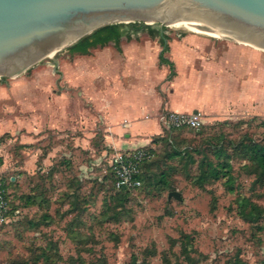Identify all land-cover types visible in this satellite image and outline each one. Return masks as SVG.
<instances>
[{
	"label": "rangeland",
	"instance_id": "obj_1",
	"mask_svg": "<svg viewBox=\"0 0 264 264\" xmlns=\"http://www.w3.org/2000/svg\"><path fill=\"white\" fill-rule=\"evenodd\" d=\"M152 25L168 36L169 45L203 44L223 52L246 46L249 51L234 48L240 57L255 51L256 69L264 70L261 48L181 25ZM128 42L148 43L152 53L160 46L158 36L146 31L121 39ZM103 51L121 59L112 43L87 54L64 47L17 75H0V163L10 198L21 208L16 221L0 225V264H231L236 255L260 263L264 176L246 145L264 144V85L252 106L204 118L199 132L161 123L160 133L149 136L154 157L144 169V183L121 192L112 185L108 158L115 151L109 138H124L110 127L123 121L107 123L104 105L88 90L94 84L100 101L105 99L110 84L95 71ZM134 65L115 73L125 70L126 85L137 80ZM156 68L153 85L166 97ZM216 148L232 165V191L224 176L204 169L216 159ZM172 151L181 154L170 156ZM161 171L166 184L158 182ZM171 190L181 198H168ZM241 197L258 205L251 217L240 213Z\"/></svg>",
	"mask_w": 264,
	"mask_h": 264
},
{
	"label": "crops",
	"instance_id": "obj_2",
	"mask_svg": "<svg viewBox=\"0 0 264 264\" xmlns=\"http://www.w3.org/2000/svg\"><path fill=\"white\" fill-rule=\"evenodd\" d=\"M113 47L121 59L112 58L110 51H103L98 55V64L95 65V71L102 72L105 82L110 84L104 92L105 99L100 101L94 84L88 90L95 101L104 105L107 123L123 121V125L110 127L112 131L124 134V138H109L115 149L145 145L150 141L149 136L160 133L162 125L159 113L162 109L202 110L207 114L205 118L209 119L214 116L218 118V115L226 117L231 114L230 111L250 107L256 98H261L264 70L261 72L256 69L255 51L240 57L234 48L245 49L246 46L234 45L223 52L214 46L206 48L203 44H198V47L178 42L168 44L164 55L173 61L175 70L170 78L167 77L169 66L158 62L161 45L154 53L148 43L128 42L120 43V49ZM204 50L208 53H202ZM148 57L150 61H147ZM133 63L132 76L137 77V80L126 85L125 70H121L122 73L118 75L115 73L120 72V66L127 64V67H131ZM155 66H159L157 75L166 81L163 83L167 89L166 97L157 94L153 85L155 82L151 73ZM45 155L47 153L42 157ZM2 167L0 163V178L3 180Z\"/></svg>",
	"mask_w": 264,
	"mask_h": 264
},
{
	"label": "water",
	"instance_id": "obj_3",
	"mask_svg": "<svg viewBox=\"0 0 264 264\" xmlns=\"http://www.w3.org/2000/svg\"><path fill=\"white\" fill-rule=\"evenodd\" d=\"M177 24L239 39L264 50V0H0V75L112 22ZM180 199L177 190L168 198Z\"/></svg>",
	"mask_w": 264,
	"mask_h": 264
},
{
	"label": "trees",
	"instance_id": "obj_4",
	"mask_svg": "<svg viewBox=\"0 0 264 264\" xmlns=\"http://www.w3.org/2000/svg\"><path fill=\"white\" fill-rule=\"evenodd\" d=\"M164 29V28H163ZM146 31L151 36H158L159 43L161 45V50L158 54V62L160 64H167L169 66V72L167 77L170 78L175 74L174 70V63L172 60H170L168 57L164 55L165 51L168 50V43L167 38L168 36L163 33L160 28L154 27L152 24L144 23L143 21H128V22H112L104 24L96 29H94L92 32L85 34L81 38H79L74 43L68 45L66 49L70 53H80V54H87L90 52L92 48H95L97 46H105L108 43H112L117 49H120V43L122 38L131 39L132 37L136 38V35L141 32ZM204 123L198 128L194 129L196 132H199ZM183 128H189L193 129L187 126H181V127H171L169 129L171 130H179ZM2 141V136L0 135V142ZM153 141L154 138H150V144L143 145L142 147L149 149L152 152V156L143 160L140 165V172L138 174V177L140 179V184L135 187H117L114 183V175L113 171L111 170L110 165L108 164L109 168V174L111 177L112 185L121 192H127L131 189H135L140 187L145 179L146 175L144 176V169L149 161H151L154 157V149H153ZM246 148L248 150V154L251 157V159L254 160L256 166L259 169V174L264 176V144L261 143H251L246 145ZM122 151H126V149H120ZM181 153L179 151H172L170 152V156H179ZM213 154L215 156L214 161H208L205 164V171L206 173H209L213 175L214 177L224 176L225 181L227 183V187L230 191H232L233 188V175H232V165L228 160H224L222 157V150L220 148H216L213 151ZM165 172L161 171L160 176L158 178V182L166 184V177ZM1 181L2 178H0ZM5 187L6 183L3 181ZM7 200H8V216L9 221L6 223H2L0 225H4L13 221H16L20 215L21 208L12 202L9 192L7 191ZM239 211L243 215V217H248L257 212L259 209L258 205L255 204L253 201H251L247 197H241L239 199ZM165 264H171L170 262L166 261ZM231 264H249L244 259L240 258L238 255H236L232 261ZM258 264H264V259L258 263Z\"/></svg>",
	"mask_w": 264,
	"mask_h": 264
},
{
	"label": "built area",
	"instance_id": "obj_5",
	"mask_svg": "<svg viewBox=\"0 0 264 264\" xmlns=\"http://www.w3.org/2000/svg\"><path fill=\"white\" fill-rule=\"evenodd\" d=\"M205 115L201 110L174 111L165 110L160 114V122L167 128L187 126L198 129L204 123ZM115 149L108 158V164L114 175L117 187L131 188L140 184L138 174L141 162L152 156V152L142 146ZM9 221L7 188L0 180V224Z\"/></svg>",
	"mask_w": 264,
	"mask_h": 264
},
{
	"label": "bare ground",
	"instance_id": "obj_6",
	"mask_svg": "<svg viewBox=\"0 0 264 264\" xmlns=\"http://www.w3.org/2000/svg\"><path fill=\"white\" fill-rule=\"evenodd\" d=\"M171 25H177V24H173V23H170ZM188 29H190V30H193V31H195V32H198V33H204V34H207V35H210V36H213V37H225V38H228L229 39V37H226V36H221V35H217V34H212V33H208V32H204V31H199V30H196V29H192V28H189V27H187ZM230 39H233V38H230ZM237 41H240V42H242V43H244V44H249V43H246V42H244V41H241V40H239V39H237ZM249 45H252V44H249ZM252 46H254V45H252ZM254 47H256V46H254ZM53 53H50L49 55H52Z\"/></svg>",
	"mask_w": 264,
	"mask_h": 264
}]
</instances>
